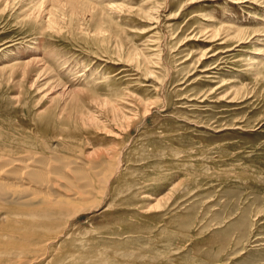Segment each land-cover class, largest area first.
I'll list each match as a JSON object with an SVG mask.
<instances>
[{
  "label": "rangeland",
  "instance_id": "1",
  "mask_svg": "<svg viewBox=\"0 0 264 264\" xmlns=\"http://www.w3.org/2000/svg\"><path fill=\"white\" fill-rule=\"evenodd\" d=\"M59 1L0 0V154L115 176L0 264H264V0Z\"/></svg>",
  "mask_w": 264,
  "mask_h": 264
},
{
  "label": "bare ground",
  "instance_id": "2",
  "mask_svg": "<svg viewBox=\"0 0 264 264\" xmlns=\"http://www.w3.org/2000/svg\"><path fill=\"white\" fill-rule=\"evenodd\" d=\"M53 1L41 13L50 25L56 23L54 11L61 6L59 0ZM47 2L41 0L40 7L43 9ZM89 160L40 153L13 158L0 154V260L3 257L16 260L21 254H28L32 246L56 242L59 237H51L55 230L98 207L91 203L99 192L98 183L107 190L116 167L113 162L109 170L110 165L106 166L105 172L103 161ZM46 233H50V238L45 239ZM45 256L42 253L37 258Z\"/></svg>",
  "mask_w": 264,
  "mask_h": 264
}]
</instances>
